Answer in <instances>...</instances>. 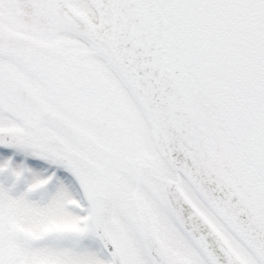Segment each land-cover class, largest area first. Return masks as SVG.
I'll list each match as a JSON object with an SVG mask.
<instances>
[{"label":"snow or ice","instance_id":"snow-or-ice-1","mask_svg":"<svg viewBox=\"0 0 264 264\" xmlns=\"http://www.w3.org/2000/svg\"><path fill=\"white\" fill-rule=\"evenodd\" d=\"M0 264H264V0H0Z\"/></svg>","mask_w":264,"mask_h":264}]
</instances>
